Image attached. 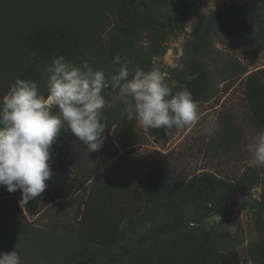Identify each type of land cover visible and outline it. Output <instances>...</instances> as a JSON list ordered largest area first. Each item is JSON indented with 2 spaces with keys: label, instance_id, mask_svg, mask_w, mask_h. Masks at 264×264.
<instances>
[{
  "label": "rangeland",
  "instance_id": "obj_1",
  "mask_svg": "<svg viewBox=\"0 0 264 264\" xmlns=\"http://www.w3.org/2000/svg\"><path fill=\"white\" fill-rule=\"evenodd\" d=\"M68 2L64 0L67 6ZM87 2L99 7L104 16L96 24L84 25L80 31L81 47L88 57L110 56L114 71L117 65L112 63V57L116 54L130 61V68L139 66L146 70L158 66L173 90L177 86L176 69L182 66L183 59L201 57L213 78L211 93L207 99L196 100L200 120L191 128L176 129L165 141L162 136L141 128L135 120H125L117 93L106 89L110 107L103 112L107 124L103 147L88 155L86 146L70 130H62L72 158L64 169H54L57 181L46 182L38 213L29 215L24 207L22 210L17 207L12 211L16 213L12 214L14 218H8L10 214L0 216V248L15 249L21 264H59L70 258V253L76 255L88 230L102 236L108 228L116 226L117 218L123 220L127 216L126 208L139 201L148 168L172 176L179 183L203 171L230 181L240 179L252 167L250 155L242 146L255 131L264 129V123L256 118L245 97L247 75L264 68V0H186L193 12H186L176 0L170 2L167 7L170 17L163 18L156 42L159 54L153 56L148 48L150 33L139 35L144 54L137 65L131 52L119 53L109 38L117 24L120 0ZM178 11L186 14L182 17L184 21L179 27L167 29L174 24ZM155 15H159L158 9ZM130 28L135 30L137 26ZM198 32L207 35V52L199 49ZM230 64L233 68L229 72L234 76L227 77L226 67ZM39 90L47 92L45 79ZM213 122L219 125V131L209 135L206 129ZM252 168L264 176V169ZM262 190V184L252 186L247 195L238 196L228 205L225 214L216 213L208 205L207 217L199 223L181 214L166 240L178 246L176 251L185 262L193 236L199 233L200 226H205L213 230L218 250H236L240 264H264V206L259 205L264 203ZM5 192L6 187L0 186V195ZM15 193L19 200L21 194ZM12 205L8 203L9 207ZM87 243L90 242L83 245ZM113 251L120 252L121 247L116 246Z\"/></svg>",
  "mask_w": 264,
  "mask_h": 264
},
{
  "label": "trees",
  "instance_id": "obj_2",
  "mask_svg": "<svg viewBox=\"0 0 264 264\" xmlns=\"http://www.w3.org/2000/svg\"><path fill=\"white\" fill-rule=\"evenodd\" d=\"M68 1L67 6L64 0H45L41 3L34 0H0V97L9 91V81L15 82L17 78L32 79L41 86L46 79V65L57 56H63L65 60L76 64H89L94 69L103 70L106 75L114 72L110 56L88 57L81 47L82 27L104 19L102 10L92 7L87 0ZM172 1L174 0H120L117 24L109 35L112 47L119 53L131 52L137 65V60L142 62L144 54L139 44V35L148 32V48L153 56L158 55L160 48L156 42L163 28V18L170 17L167 7ZM176 1L183 5L186 12L191 11L186 0ZM157 9L159 15L156 16ZM183 15L186 14L178 11L174 16V24L167 26V29L179 27L184 21ZM258 17L262 18L260 14ZM132 25L137 28L131 29ZM202 31L207 32L204 29ZM199 33H196L199 49L207 52V35ZM232 68V64L229 68L226 67L229 73L227 77L234 76L229 72ZM263 74L264 68H261L247 75L245 97L256 118L264 123ZM175 78V90L183 85L192 92L195 100L210 96L213 78L201 57L183 59L182 66L176 69ZM149 130L162 136L165 141L176 131L163 128ZM71 158V148L60 132L53 144V177L49 180L52 184L58 178L54 169H64ZM257 184H262L264 195V176L252 167L247 168L236 181L221 179L211 172L203 171L184 183H179L161 171L148 168L144 173L139 201L126 208L127 216L123 220L117 218V225L108 228L102 236L88 230L82 242L90 243H82L76 255L70 253V258L59 264H240L236 250H218L213 230L205 226H200L199 233L193 236L185 262L181 261V256L176 251L178 246H172V242L166 238L173 232L176 219L181 214L192 217L190 221L198 223L207 217L208 205H212L216 213L225 214L231 202L240 195H247L250 188ZM16 192L21 194L20 190ZM43 193L23 206L26 213H38ZM15 194L5 192L0 195V216L10 214L8 218L12 219L16 215L12 211H16L17 207L22 210ZM9 202L13 203L11 207L8 206ZM259 205L263 207L264 203ZM116 246L121 247L120 252L113 251ZM253 247L249 246L251 249ZM3 249L0 248V252L7 251Z\"/></svg>",
  "mask_w": 264,
  "mask_h": 264
},
{
  "label": "clouds",
  "instance_id": "obj_3",
  "mask_svg": "<svg viewBox=\"0 0 264 264\" xmlns=\"http://www.w3.org/2000/svg\"><path fill=\"white\" fill-rule=\"evenodd\" d=\"M112 63L117 67L106 75L57 56L45 68L46 95L37 81L17 78L0 97V186L9 193L20 190L21 208L40 197L52 179L53 144L62 130H70L88 155L103 147V112L110 107L106 89L117 93L125 120L144 130H182L200 120L192 92L183 85L174 91L158 66L130 68L120 54ZM206 131L212 135L219 125L213 122ZM242 150L250 155V166L264 169V129L255 131ZM0 264H21L19 253L0 252Z\"/></svg>",
  "mask_w": 264,
  "mask_h": 264
}]
</instances>
